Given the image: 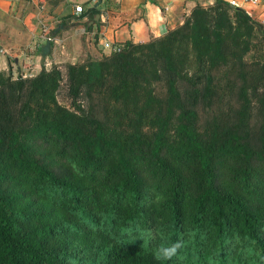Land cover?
Wrapping results in <instances>:
<instances>
[{
	"label": "trees",
	"instance_id": "trees-1",
	"mask_svg": "<svg viewBox=\"0 0 264 264\" xmlns=\"http://www.w3.org/2000/svg\"><path fill=\"white\" fill-rule=\"evenodd\" d=\"M119 46L0 72V264H264V30L214 0Z\"/></svg>",
	"mask_w": 264,
	"mask_h": 264
},
{
	"label": "crops",
	"instance_id": "crops-1",
	"mask_svg": "<svg viewBox=\"0 0 264 264\" xmlns=\"http://www.w3.org/2000/svg\"><path fill=\"white\" fill-rule=\"evenodd\" d=\"M213 1L0 0V72L31 76L52 63L101 57L111 51L106 43H144L181 24L195 5ZM235 1L264 30V0Z\"/></svg>",
	"mask_w": 264,
	"mask_h": 264
},
{
	"label": "clouds",
	"instance_id": "clouds-1",
	"mask_svg": "<svg viewBox=\"0 0 264 264\" xmlns=\"http://www.w3.org/2000/svg\"><path fill=\"white\" fill-rule=\"evenodd\" d=\"M183 247L182 241H176L170 245H161L156 250L155 256L158 260H170L177 255L178 251Z\"/></svg>",
	"mask_w": 264,
	"mask_h": 264
},
{
	"label": "built area",
	"instance_id": "built-area-1",
	"mask_svg": "<svg viewBox=\"0 0 264 264\" xmlns=\"http://www.w3.org/2000/svg\"><path fill=\"white\" fill-rule=\"evenodd\" d=\"M230 4H231L232 6H237V2H236L235 0L230 1ZM75 12L80 14V13L82 12V6H81V5H76V6H75ZM105 47L110 48L111 51H112V50H113V51H116V50H119V49H120V46H119V45L111 46V45H109V43H106V44H105Z\"/></svg>",
	"mask_w": 264,
	"mask_h": 264
},
{
	"label": "water",
	"instance_id": "water-1",
	"mask_svg": "<svg viewBox=\"0 0 264 264\" xmlns=\"http://www.w3.org/2000/svg\"><path fill=\"white\" fill-rule=\"evenodd\" d=\"M260 27H261V25L260 24H258ZM49 47H50V42L48 41L47 43H46V45H45V49H49ZM43 55H45L44 53H43Z\"/></svg>",
	"mask_w": 264,
	"mask_h": 264
}]
</instances>
